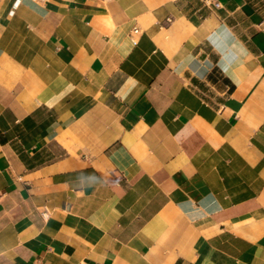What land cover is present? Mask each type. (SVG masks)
Returning <instances> with one entry per match:
<instances>
[{
    "label": "crops",
    "instance_id": "0c3cea01",
    "mask_svg": "<svg viewBox=\"0 0 264 264\" xmlns=\"http://www.w3.org/2000/svg\"><path fill=\"white\" fill-rule=\"evenodd\" d=\"M15 2L0 264H264V0Z\"/></svg>",
    "mask_w": 264,
    "mask_h": 264
},
{
    "label": "built area",
    "instance_id": "2783aa9c",
    "mask_svg": "<svg viewBox=\"0 0 264 264\" xmlns=\"http://www.w3.org/2000/svg\"><path fill=\"white\" fill-rule=\"evenodd\" d=\"M19 2H21V0H16L15 3H19ZM134 33H135V34H138V33H139V29H134Z\"/></svg>",
    "mask_w": 264,
    "mask_h": 264
}]
</instances>
